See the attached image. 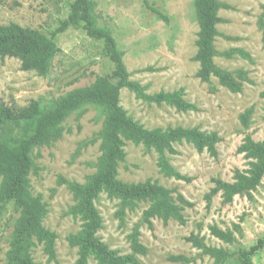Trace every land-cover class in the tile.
Instances as JSON below:
<instances>
[{
    "label": "rangeland",
    "instance_id": "obj_1",
    "mask_svg": "<svg viewBox=\"0 0 264 264\" xmlns=\"http://www.w3.org/2000/svg\"><path fill=\"white\" fill-rule=\"evenodd\" d=\"M221 20L214 46V62L228 70L242 69L248 81L241 91L221 85L215 76L204 81L197 76L198 24L193 0H90L95 27L106 28L122 52L129 79L137 81L148 95L171 93L191 105L178 107L174 101L143 99L126 87L119 90V105L133 121L146 129L183 127L215 132L216 155L198 150L188 140L173 141L169 163L190 180L166 175L158 166L156 151L143 143L123 139L125 158L117 167V178L125 183L150 180L170 189L173 202L181 209L183 222L159 216L143 220V211L153 200L149 197L126 204L117 214L121 199L101 192L94 200L102 218L96 235L118 255L130 254V234L138 227V239L147 251L136 255L134 264H244L242 253L259 237H264V174L260 184L248 194H237L229 203L221 192L210 194L215 181H234V173L248 171L254 157L238 148L248 135L264 142V0H218ZM72 0H2L0 25L10 22L37 29L47 36L53 32L58 48L46 75L20 68L17 57L0 59V101L10 107H24L31 100L50 103L69 92L89 86L108 75L113 64L103 52L100 40L89 36L79 25L62 27ZM157 11L168 17L158 16ZM62 27V28H60ZM233 49L231 56L222 51ZM249 110L247 124L242 115ZM104 116L94 106L70 112L62 122L61 136L49 145L31 151L34 168L29 173L30 191L39 196L46 212L42 226L55 233L54 258L48 257L44 242L33 237L30 255L37 264H77L78 246L68 236L84 229L81 214L69 211L76 204L73 193L61 179L84 184L96 171L101 154L97 137ZM181 195L188 203L180 200ZM17 213L12 200L0 203V264H7L10 233ZM216 225L231 231L232 241L211 233ZM202 237L209 246L224 249L228 255L215 263L186 239ZM181 255L182 259H170ZM251 264H264V247L249 256ZM97 262L90 253L87 264ZM132 264V263H127Z\"/></svg>",
    "mask_w": 264,
    "mask_h": 264
},
{
    "label": "trees",
    "instance_id": "obj_2",
    "mask_svg": "<svg viewBox=\"0 0 264 264\" xmlns=\"http://www.w3.org/2000/svg\"><path fill=\"white\" fill-rule=\"evenodd\" d=\"M221 6L222 3L218 0H193L194 16L199 28L194 55V59L199 62L197 76L204 81H209L211 76H215L221 85L238 92L242 90L243 82L249 80L246 72L242 69L228 71L218 66L213 59L218 53L214 40L218 34L216 24L221 20L218 15ZM157 14L168 20L163 13L157 11ZM69 23L81 26L89 36L102 42L103 52L112 62L113 69L110 74L98 77L89 86L75 89L64 97L53 99L49 104L35 99L24 107H10L0 101V203L12 200L13 210L17 213L10 233L6 262L37 264L30 255V248L34 244L33 237L43 241L48 257L54 258L53 243L56 235L41 223L46 212L45 204L39 196L30 191L28 175L35 166L31 151L35 146L49 145L56 141L62 134V122L68 114L91 105L99 109L104 116L102 127L97 133L101 154L96 163V171L86 183L61 179L76 199V204L69 211L81 214L85 220L82 232L78 235L70 234L68 240L70 244L78 246L77 264H87L90 253L96 257L95 264H134L137 262L136 255L147 251L138 239V227L135 226L129 235L132 251L130 254L121 256L116 250L110 249L96 235L102 227L101 215L94 205L98 195L105 192L110 198L121 199L117 211L120 216L124 214L126 204L130 205L136 199L151 198L152 204L142 214L143 220L149 224L150 218L154 216L164 220L175 217L183 222V215L181 208L173 202L170 189L150 180L129 184L117 178L118 164L125 158L123 139L141 142L153 148L158 155V166L166 175L190 180L189 176L180 174L169 163L167 153L174 152L172 142L185 139L191 141L199 151L206 148L209 153L216 155L215 144L219 137L215 132L205 133L194 127L146 129L133 121L119 105V90L122 87L128 88L143 99L156 102L174 101L182 108L191 105L171 93L148 95L137 81L129 79L122 52L117 48L114 37L106 28L99 29L92 23L90 0H72L62 27ZM54 35L55 32L47 36L37 29L23 27L14 22L0 25V59L17 57L21 62V69L46 75L51 59L58 50ZM232 52L233 49H229L221 54L231 56ZM248 116L249 110L242 115L245 125ZM238 150L256 160L251 162V168L246 172L237 169L234 181H215L209 195L221 192L225 203L231 202L237 194L250 193L260 184L264 174V142L254 141L247 135ZM179 197L188 203L181 195ZM210 230L214 236L224 241L233 239L231 231L222 230L216 225H212ZM186 239L214 257L215 263L228 255L224 249L206 245L202 237L197 235L191 234ZM262 247L264 237H259L242 253L244 264H251L249 256ZM182 258L181 255L170 256V259L174 260Z\"/></svg>",
    "mask_w": 264,
    "mask_h": 264
}]
</instances>
